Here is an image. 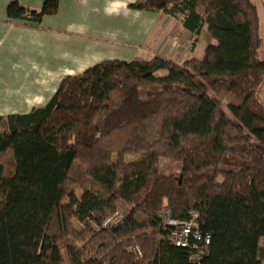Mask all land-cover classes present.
<instances>
[{
    "label": "trees",
    "instance_id": "trees-1",
    "mask_svg": "<svg viewBox=\"0 0 264 264\" xmlns=\"http://www.w3.org/2000/svg\"><path fill=\"white\" fill-rule=\"evenodd\" d=\"M58 5L11 0L6 15L37 25ZM129 7L175 18L196 37L206 26L216 43L181 63L157 53L102 61L65 76L45 105L0 116V264H264L255 4ZM115 201L128 210L105 224ZM167 215L196 221L210 243L175 246Z\"/></svg>",
    "mask_w": 264,
    "mask_h": 264
},
{
    "label": "crops",
    "instance_id": "crops-1",
    "mask_svg": "<svg viewBox=\"0 0 264 264\" xmlns=\"http://www.w3.org/2000/svg\"><path fill=\"white\" fill-rule=\"evenodd\" d=\"M10 1L0 0V116L45 105L65 76L102 61L157 53L178 62L196 47L179 20L131 9L136 0H59L57 12L37 25L9 20ZM17 1L38 10L44 0Z\"/></svg>",
    "mask_w": 264,
    "mask_h": 264
},
{
    "label": "rangeland",
    "instance_id": "rangeland-1",
    "mask_svg": "<svg viewBox=\"0 0 264 264\" xmlns=\"http://www.w3.org/2000/svg\"><path fill=\"white\" fill-rule=\"evenodd\" d=\"M251 1L255 4V6L257 8L258 16H259V23H260L259 28H260V35L262 38V43H261V46L259 48V57L261 60H264V0H251ZM192 41L194 43V46H196V47H194L193 50H188L182 56L181 60L178 61L179 63L183 62L186 59L192 58V57L202 58L204 52L199 53L200 48L202 47V49H203V46L206 48L209 44H215L216 43L215 40L210 38V36L207 33V30L205 32H201L197 37L193 36ZM161 74H165V71L156 73L157 76L158 75L160 76ZM257 95H258L259 100L264 105V81H263L262 86L260 87ZM228 100H229V98L227 96H224L222 98V106H223V109L229 113L228 108H227L228 107ZM127 210H128V207L126 205L122 204L119 201H115L111 204L108 212L112 211V213H111L112 215L117 212L122 217V215L124 213H126ZM260 244L264 245V238L260 239ZM65 264H69V263L66 262Z\"/></svg>",
    "mask_w": 264,
    "mask_h": 264
},
{
    "label": "built area",
    "instance_id": "built-area-1",
    "mask_svg": "<svg viewBox=\"0 0 264 264\" xmlns=\"http://www.w3.org/2000/svg\"><path fill=\"white\" fill-rule=\"evenodd\" d=\"M120 218L121 216L116 212L105 220V224L114 222ZM164 223L173 227L172 231L170 232V239L171 242L177 247L186 248L190 245H193L194 247L197 245L204 247L210 243V234L203 233L198 228L197 222L194 220H176L172 219L170 215H167ZM138 254H140L139 251Z\"/></svg>",
    "mask_w": 264,
    "mask_h": 264
}]
</instances>
